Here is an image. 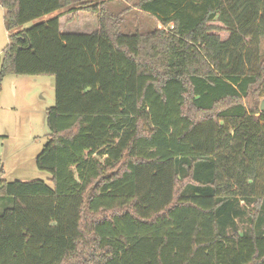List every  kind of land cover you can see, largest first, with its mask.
<instances>
[{"label": "trees", "instance_id": "16d2710c", "mask_svg": "<svg viewBox=\"0 0 264 264\" xmlns=\"http://www.w3.org/2000/svg\"><path fill=\"white\" fill-rule=\"evenodd\" d=\"M118 5L0 0V95L55 79L53 187L0 180V264H264V0ZM132 9L162 29L127 31ZM63 11L99 30L43 20Z\"/></svg>", "mask_w": 264, "mask_h": 264}, {"label": "rangeland", "instance_id": "374dc122", "mask_svg": "<svg viewBox=\"0 0 264 264\" xmlns=\"http://www.w3.org/2000/svg\"><path fill=\"white\" fill-rule=\"evenodd\" d=\"M116 2L119 10L132 6L133 0H109ZM74 19L72 14L62 20L66 33L91 34L99 20L91 15ZM5 10L0 6V57L9 44V33L4 22ZM126 30H134L141 24L145 30L162 29L156 19L131 10L127 16ZM30 26V25H29ZM222 26V25H221ZM223 27V26H222ZM225 29V28H224ZM227 41L230 32L219 33ZM264 58V39L261 41ZM260 101V105L262 100ZM55 105V79L49 76L9 75L3 81L0 95V180L6 183L43 181L53 187L52 176L37 166V158L49 141L47 112Z\"/></svg>", "mask_w": 264, "mask_h": 264}, {"label": "crops", "instance_id": "0c3cea01", "mask_svg": "<svg viewBox=\"0 0 264 264\" xmlns=\"http://www.w3.org/2000/svg\"><path fill=\"white\" fill-rule=\"evenodd\" d=\"M56 15H61V18H60V32H61L62 34H68V33H66L65 30L63 31V29H62V20H63V18H65V17L68 16V13H66L65 11H63V12H57V13L53 14L52 16H47V17H45L43 20L46 21V20H48L49 18L54 17V16H56ZM83 15H84V12H80V13H79V16H78V19H79L81 16H83ZM85 15H86V14H85ZM87 15H89V14H87ZM98 30H99V23H97V26H96V28H95V31H98Z\"/></svg>", "mask_w": 264, "mask_h": 264}, {"label": "water", "instance_id": "95a60500", "mask_svg": "<svg viewBox=\"0 0 264 264\" xmlns=\"http://www.w3.org/2000/svg\"><path fill=\"white\" fill-rule=\"evenodd\" d=\"M0 63H1V57H0ZM260 110H261L262 113H264V99L261 102Z\"/></svg>", "mask_w": 264, "mask_h": 264}]
</instances>
